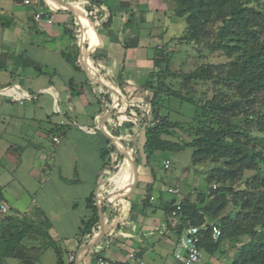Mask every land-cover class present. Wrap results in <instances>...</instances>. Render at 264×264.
<instances>
[{
  "label": "crops",
  "instance_id": "0c3cea01",
  "mask_svg": "<svg viewBox=\"0 0 264 264\" xmlns=\"http://www.w3.org/2000/svg\"><path fill=\"white\" fill-rule=\"evenodd\" d=\"M24 1L0 0V199L9 206L8 217L40 220L65 264H93L99 257L121 264H181L174 258L177 227L166 207L184 195L153 192L155 170L170 158L156 152L148 166L145 130L140 122L130 126L134 121L127 115L129 107H144L148 99L161 47L149 43L169 31L161 22L173 18L167 0ZM116 141L142 158L131 192L134 174L126 163L132 154L117 157ZM116 160L121 164L111 176ZM105 182L113 192L107 205ZM91 200L99 222L82 236V223L93 216ZM113 201L122 202V215L110 210ZM209 256L217 264L216 255Z\"/></svg>",
  "mask_w": 264,
  "mask_h": 264
},
{
  "label": "trees",
  "instance_id": "16d2710c",
  "mask_svg": "<svg viewBox=\"0 0 264 264\" xmlns=\"http://www.w3.org/2000/svg\"><path fill=\"white\" fill-rule=\"evenodd\" d=\"M167 4L173 17L186 24L184 40L178 44L193 42L227 59L226 63L205 64L183 75L180 86L211 82L220 91L202 101L170 89L165 80L176 75L169 70L168 44H164L156 50V83L148 82L146 104L127 109L134 121L130 126L145 122L143 154L148 166L156 152L169 155L186 147L193 149V166L206 160L222 163L206 177L208 184L214 182L218 187L197 190L195 202L184 196L167 205L168 214L176 203L181 205L176 234H180L187 221L194 226L206 225L208 229L201 240L204 252L221 253L222 245L227 243L235 250L231 264H264V173L260 172V167L264 168V0H167ZM72 58L68 60L74 63L76 59ZM163 63L164 70H160ZM168 98L186 102L200 111L197 117L202 119L197 121L204 126L203 132L191 142L179 145L162 138L171 134L169 128L178 126L168 122L167 117L160 118L159 111ZM253 131L257 134L253 135ZM110 151L115 148L111 146ZM109 154L106 151L104 156ZM115 154L122 159L117 151ZM134 162L137 165L135 158ZM246 171L256 173L244 178ZM89 203L93 216L82 223V236L90 234L99 222L96 206L92 200ZM101 209L105 212L104 207ZM34 225L26 218L5 219L0 226V260L20 256L15 249ZM210 225L221 231L217 242L210 238ZM53 249L57 264H65L62 253L56 247Z\"/></svg>",
  "mask_w": 264,
  "mask_h": 264
},
{
  "label": "rangeland",
  "instance_id": "374dc122",
  "mask_svg": "<svg viewBox=\"0 0 264 264\" xmlns=\"http://www.w3.org/2000/svg\"><path fill=\"white\" fill-rule=\"evenodd\" d=\"M169 12L173 17L172 8H170ZM162 18L163 19H161V22L164 24L163 27L168 26L169 31L164 35V37H162V40H154L149 44L151 45L150 48H154L155 46L158 47L157 44L159 46L161 45V47H164V44H168L166 51L170 57L169 70L171 73H174L176 77L168 76L165 80V84H167L170 89L175 91L180 90L182 94H187V97H193V99L202 101L211 99L216 93H218V91H220L218 90V87L215 88L211 82H190L186 88H183L180 86L183 81L182 76L189 74L196 68L205 64L226 63L227 59L219 53H213L204 47L196 46L193 42H183L178 44L179 40H184L186 33L185 22L174 17L170 19L172 20L171 22H168L164 16ZM157 49H159V47ZM85 50L86 46L84 51ZM164 67V63L161 64L160 70H164ZM154 68L155 72H157L158 69L155 66ZM59 71L61 73L63 72L60 69ZM153 80V84H155L156 81L154 77ZM168 99V102L164 103L166 106L162 109V111H159L161 114L160 118L162 119L163 117H167L168 122L177 123L178 126L169 128L171 134L163 135L162 138L167 141L182 145L183 141L191 142L194 137L201 135L203 132H201V129L204 126L200 124L199 121H197L202 119L197 117V114H199L200 111H198L196 107L186 102H181L180 100L174 98ZM144 124L145 122L142 121V128H144ZM252 134L256 135L257 133L253 131ZM136 145L138 146V144ZM115 146L118 153L121 154H125L126 152V155H128V153L131 151L123 148L118 141L115 142ZM123 150L126 151L123 152ZM192 153L193 149L186 147L180 152L167 155L171 162L170 168L168 170H163L162 165L159 164L157 166L158 168L155 170L157 184L155 190L153 191L154 193H167L169 188L177 187L179 189V193L189 197L190 202H195L198 191H204L209 187L213 188V185L218 187V185L214 182L208 184L206 177L213 167L222 164L221 161L212 162L211 160H206L193 166ZM131 154L132 159L130 162L126 163V170L133 172L131 162L134 161L135 158L139 167V165H141L142 158L140 159L139 150ZM123 161L124 160H122V163ZM120 164L121 160H116V162L111 165V176L118 170ZM260 172L264 173V168L262 166L260 167ZM255 173V171H246L243 177L247 178L253 176ZM103 189V191L106 190L107 192L102 194L103 198L105 199L102 201V203L107 205V193L112 190V186L108 182H105V187ZM33 222L35 224L34 228L28 231L25 238L21 240L15 249L16 253L20 254V256L11 259L8 258L6 261L7 264H56L57 259L52 251L53 246L51 245L50 241L45 237V235L36 232L45 230V226L41 224L40 220H34ZM222 252L215 254L216 263L231 264L232 259L235 256V250L231 249V246L225 243L222 245ZM198 264H212L211 256L205 252H201V261Z\"/></svg>",
  "mask_w": 264,
  "mask_h": 264
},
{
  "label": "built area",
  "instance_id": "2783aa9c",
  "mask_svg": "<svg viewBox=\"0 0 264 264\" xmlns=\"http://www.w3.org/2000/svg\"><path fill=\"white\" fill-rule=\"evenodd\" d=\"M24 3L26 5L30 4V0H25ZM43 15V12H37L34 16V20L38 22ZM47 24H52L53 19L52 17L49 18ZM90 76L96 77V73L90 71ZM119 96V95H118ZM116 97L114 107H118L119 97ZM60 124H64V122H60ZM56 144L59 143L58 138L53 139ZM171 162L169 160H164L162 162V167L164 170H168L170 168ZM215 189V186H213ZM167 194L177 197L179 195L178 188H169L167 190ZM150 202H153L155 198L153 196L149 197L148 199ZM102 198L98 195L97 203L100 204ZM110 210L112 211H119L120 215L124 213V207L122 202L120 201H113L110 202ZM181 205L180 203H176L173 206V209L170 211V218L172 220L173 227L178 228L180 225L179 217H180ZM9 216V206L7 202L0 199V226L5 221V219ZM208 228L206 225L202 226H194L189 221L185 222L180 234L177 236V243L176 248L174 250V258L181 264H198L201 261V240L203 236V232L206 231ZM221 236V231L218 226L210 225V238L213 242H217ZM70 261L74 259V255L72 254L69 257ZM131 260H135V255H131ZM0 264H7L5 260H0ZM93 264H121L119 262L108 260L103 257H99L95 260Z\"/></svg>",
  "mask_w": 264,
  "mask_h": 264
},
{
  "label": "water",
  "instance_id": "95a60500",
  "mask_svg": "<svg viewBox=\"0 0 264 264\" xmlns=\"http://www.w3.org/2000/svg\"><path fill=\"white\" fill-rule=\"evenodd\" d=\"M59 1V0H57ZM131 165H132V169H133V174H134V180H133V184L130 188V192L133 191L137 185V182H138V176H137V167H136V164L134 161L131 162ZM103 236V230H101V234H100V237L97 239L95 245L99 242V240L101 239V237ZM93 245H90L87 247V249H90L92 248ZM77 264V263H76Z\"/></svg>",
  "mask_w": 264,
  "mask_h": 264
}]
</instances>
